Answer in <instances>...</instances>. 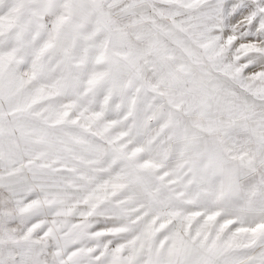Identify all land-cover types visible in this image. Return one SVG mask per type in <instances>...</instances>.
I'll return each instance as SVG.
<instances>
[{"label": "snow or ice", "instance_id": "obj_1", "mask_svg": "<svg viewBox=\"0 0 264 264\" xmlns=\"http://www.w3.org/2000/svg\"><path fill=\"white\" fill-rule=\"evenodd\" d=\"M0 264H264V0H0Z\"/></svg>", "mask_w": 264, "mask_h": 264}]
</instances>
